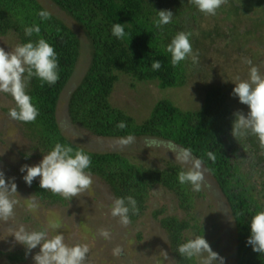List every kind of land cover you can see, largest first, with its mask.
Here are the masks:
<instances>
[{
	"label": "trees",
	"instance_id": "obj_1",
	"mask_svg": "<svg viewBox=\"0 0 264 264\" xmlns=\"http://www.w3.org/2000/svg\"><path fill=\"white\" fill-rule=\"evenodd\" d=\"M50 1L70 20L76 21L81 28L80 33L73 30L64 18L51 11L50 19L41 22L38 12L47 9L40 0H0L1 40H15L20 44L42 37L58 54L60 78L57 83L41 86V82L33 78L26 89L39 109L38 117L33 122L16 123L31 138L32 151L39 155L47 154L57 142L69 144L74 149L82 148L91 157L92 176L101 179L109 187L113 198L129 195L135 198L139 212L136 215L130 213L131 223L147 213L149 193L155 186L159 185L170 191L186 214L179 219L172 215L158 219L167 232L170 251L176 264H200L194 256L188 258L178 252L179 245L189 240L186 234L188 231L203 236L199 216L193 213L195 193L191 185L178 181V174L186 171L185 168L171 161L165 167L155 169L136 165L120 152L104 155L90 151L88 147L77 145L64 134L61 120L57 119L56 107L64 85L70 82L76 72L83 46L87 47V68L69 95L70 121L101 137L126 138L131 134L137 138L144 136L168 140L190 150L194 157L201 158L227 200L233 216L236 264H264V254L253 252L246 244L251 217L264 209V142L255 135H248L239 141L231 135V124L237 110L229 101L227 90L212 85L205 91L201 106L197 109H183L164 95L149 107L148 115L141 122L136 121L134 114L115 107L110 102L114 87L123 74L131 80L129 83L133 89L139 84H154L160 91L182 89L189 74L195 73L198 66L189 58L173 67L165 46L176 33L184 31L191 33V44L195 51L200 35L217 33L215 30L202 29L203 19L207 15L198 11L191 0ZM165 9L172 11L173 22L158 29L154 24L157 19L155 11ZM218 13L224 21L234 19L223 29L222 34L231 47H234L233 50L239 51L238 55L245 54L246 38L264 26V0H226L216 15ZM235 21L246 25L241 29ZM34 22L40 25L39 37L36 34L25 37L24 27ZM113 23H127L123 39H116L111 35ZM153 59L161 62L160 70L151 69ZM12 105L15 106L14 101ZM121 121L126 124L124 129L117 127ZM209 152L215 156L214 161L208 158ZM254 166L257 172L251 170ZM252 172L256 179L252 178ZM30 188L42 202L65 204L63 196L41 189L37 180H33ZM203 195L204 193L199 192V196L204 197ZM161 212L163 213L162 209L153 211V217L157 218ZM20 222L36 225L22 206H15L14 216L9 220H0V229H7L8 235L1 243L3 248L0 245V258L11 264L18 263L25 253H30L10 233ZM104 257L113 264L115 256L112 253H104Z\"/></svg>",
	"mask_w": 264,
	"mask_h": 264
},
{
	"label": "rangeland",
	"instance_id": "obj_2",
	"mask_svg": "<svg viewBox=\"0 0 264 264\" xmlns=\"http://www.w3.org/2000/svg\"><path fill=\"white\" fill-rule=\"evenodd\" d=\"M40 1L48 11L64 18L73 30L81 32L76 21L70 20L57 5L50 0ZM232 20L234 19L224 21L220 13L204 17L202 29L215 30L217 33L212 35L204 33L199 36V44L194 51L199 54V62L196 64L198 67L195 73L189 74L187 83L182 89L175 91L178 88H171L172 91H160L154 84H139L136 89L135 87L133 89L129 83L131 80L127 75H122L111 94V104L134 114L136 121L141 122L148 115L149 107L164 95L173 99L183 109L199 108L205 91L214 85L227 90L229 101L234 109L246 114L247 106L240 104L238 99L231 94L233 83L236 82V77L240 79L248 77L250 65L244 62L245 58L250 59L253 66H257L261 72H264V26L246 38L245 54L238 55L239 51L233 50L234 47H231L228 39L222 34L223 29ZM235 22L240 25L241 29L243 25H246L243 22ZM16 45L15 40L0 39V47L6 51L13 50ZM88 62L87 47L83 46L76 72L63 89L57 106V116L61 120L64 134L79 146L85 144V140L101 151H118L129 162L136 165L150 166L155 169L165 167L171 161L187 170L190 165L177 158L184 148L168 140L138 137L132 144L121 145L118 143L120 138L94 136L81 126L69 122V95L85 73ZM13 101V97L9 94L0 93V171L4 173L6 183L10 178H14L17 193H11L10 198L17 201L15 206H22L23 210L28 212V216L34 219L36 225H29L30 222L23 224L20 222L13 228L12 235L21 225L28 230L44 228L51 235L60 231L67 244L79 243L88 246L90 255L86 258V264H110L109 260L104 257V253L113 255V249L116 246L122 249L116 262L122 264H176L170 251L167 232L161 227L158 219L166 215L179 219L185 217L186 214L180 209L177 198L162 186L157 185L150 191L147 213L127 226L121 225L119 218L110 214L109 206L114 199L112 192L101 179L94 176H92V185L85 192L69 201L66 200L65 204L60 202L49 204L34 196L30 186L22 179L24 174L20 172V168L25 164L29 166L38 164L43 154L39 155L32 151L31 138L27 137L25 131L16 125L17 121L8 115L9 110L14 107ZM148 140H156L157 143L149 146L146 143ZM249 166L250 164L246 166V169ZM203 168L205 180L199 192L204 193V197L199 196V192L193 191L195 193L193 213L199 216L203 238L208 242L211 250L223 258L224 264H236L234 252L236 230L229 204L215 179L204 165ZM251 170L257 172L255 166ZM253 172L252 178L256 179ZM34 180L39 181V177ZM33 199L36 201V207L31 205ZM160 209L163 213L161 212L157 218H154L152 212ZM18 213L19 211L16 215ZM53 225L57 228L53 229ZM102 228L111 232L110 240L99 236L98 230ZM1 232L5 233L6 229L1 228ZM186 234L189 239L197 236L191 230ZM3 239L0 238V245L5 241ZM1 247L3 248L2 245ZM207 255L205 252L194 257L200 264H204ZM112 261L113 264H117L114 260ZM0 264H4L3 258H0ZM215 264H220L219 260Z\"/></svg>",
	"mask_w": 264,
	"mask_h": 264
},
{
	"label": "clouds",
	"instance_id": "obj_3",
	"mask_svg": "<svg viewBox=\"0 0 264 264\" xmlns=\"http://www.w3.org/2000/svg\"><path fill=\"white\" fill-rule=\"evenodd\" d=\"M225 2L226 0H191L198 11L212 16L216 15L217 10ZM155 12L157 15V19L154 21L156 28H162L164 25L173 22L174 15L171 10L165 9ZM38 16L40 21L44 22L50 19L51 13L47 10H41L38 12ZM125 24L113 23L111 35L116 39H123L126 36ZM23 31L25 37H32L33 34L39 37L41 28L39 24L34 22L30 26H25ZM190 37V32H178L173 36L170 43L165 46L166 53L170 54V62L173 67L189 58L193 64L199 62L198 54L193 51ZM244 62L250 65L248 77L247 79L236 77L231 94L238 99L240 104L247 106V113L245 114L242 111L234 113L231 135L238 141L248 135H255L261 142H264V72H261L257 66H253L250 59L245 58ZM161 67L159 60H152L151 69L153 71H158ZM33 78L38 79L41 86L44 84L55 85L60 78L58 54L49 42L39 37L34 41L29 39L24 43L17 44L13 50L6 51L3 47H0V93H6L13 97L15 106L9 110L8 115L15 121L33 122L39 115L38 107L26 91L29 82ZM66 85H64V88ZM57 119H59L58 116ZM72 124L87 130L80 124ZM117 127L124 129L126 124L121 121L117 124ZM115 138H120L118 140L119 144L129 145L137 137L129 134L126 138ZM84 142V148L88 147L90 151L104 155H113L114 152H118H104L93 147L85 140ZM146 143L151 146L155 145L157 141L148 140ZM207 156L210 160H215L213 153L209 152ZM177 158L190 165L186 171H181L178 174V181L181 184L191 185L192 190L195 192L201 191L205 180L203 160L194 157L188 149H183ZM90 166L91 157L82 148L74 149L69 144L57 142L47 154L43 155L38 164L22 165L20 172L24 174L22 179L25 184L31 186L33 180L39 177V187L41 189L59 194L69 201L85 192L92 185ZM16 188L14 178H10L6 183L4 173L0 171V220L7 221L14 216L17 201L11 199L10 194L17 193ZM31 205L33 207L37 206L35 199L31 201ZM109 208L110 214L119 218V222L123 226L131 223L130 213L136 215L139 212L136 207V200L131 195L114 198ZM248 226L250 231L246 244L251 247L253 252L264 254V209L257 211L251 217ZM52 227L53 229L57 228L56 225ZM98 234L105 240L111 239V232L108 229H99ZM0 235L1 238H7V229L5 233L0 232ZM13 236L18 243L24 245L30 251L29 254L25 253L21 261L19 259L16 264H86L89 252L88 246L79 243L67 244L63 233L60 231H56L54 235H51L47 229L28 230L21 225ZM121 252L120 246L113 249L114 262L117 264H122L116 262ZM178 252L188 258L206 252L208 255L204 264H215L217 260L220 264H224L223 258L211 250L203 236H196L182 243L178 247ZM19 255L21 258L22 253ZM4 264L11 263L4 259Z\"/></svg>",
	"mask_w": 264,
	"mask_h": 264
}]
</instances>
